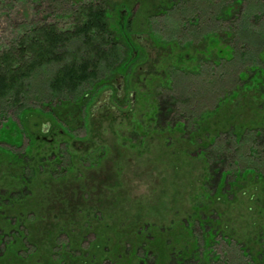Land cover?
<instances>
[{
	"label": "trees",
	"instance_id": "obj_1",
	"mask_svg": "<svg viewBox=\"0 0 264 264\" xmlns=\"http://www.w3.org/2000/svg\"><path fill=\"white\" fill-rule=\"evenodd\" d=\"M67 1L71 6L66 11L70 20L64 25L47 20L31 22L14 40L0 46V110L4 114L13 109L15 115L23 116L28 111L25 104L30 97L40 96L45 99L40 102L43 106L56 101L48 112L53 122L64 125L59 133L70 134L73 109L80 108L95 93H101L105 82L120 70L129 53L122 27L128 34L142 32L145 26H139L141 22L133 26V21L137 23V19H141L148 26L145 34L151 36L156 32L151 21L165 16L166 25L161 36H157L160 43L151 36L155 51L151 54L146 46L141 49V58L150 63L147 69H155L162 59L163 49H168L167 44L171 46L186 37L192 42L199 36L206 39L211 47L207 55L198 54L195 63L187 66L184 64L186 55L176 53L167 59L159 73L168 85L202 75L205 78L203 89L213 94L214 103L210 112L199 113L192 111L193 103H184L181 109L186 118L182 120V116H173L175 100L170 98L163 104L157 103L154 117L144 125L148 130H156L165 143L158 145L161 153L174 154L169 138L177 132H184L192 146L193 140L196 147L202 143L216 144L220 130L207 140L201 137L203 131L212 132L213 123H207L210 113H223L226 131L238 134V138L247 130H253L258 137L264 133V110H258L264 109V45L260 50L253 44H241L239 39V24L248 32L250 22H259L260 13L264 15V0H256L255 12L251 13V10L245 11L244 1L248 0H232L231 3L227 0ZM119 5L122 7L116 19ZM133 5H139L138 9L132 10ZM126 12L131 15L125 23ZM232 17L239 22L232 21ZM223 19L228 21L227 26L220 24ZM210 23L213 25L209 27ZM261 34L264 36L263 32ZM220 38L227 41L223 48L219 45ZM154 53L155 58H151ZM131 54L135 56L136 52ZM221 64L228 70L229 78L226 87L220 84L216 90L220 75L216 68ZM42 77H45L43 86L36 88L35 82ZM187 88L185 86L182 93L185 94ZM104 91L111 94L112 90ZM4 118L0 133L14 122L10 116ZM139 127L142 125H133V129ZM4 141L0 138V143ZM51 141L53 139L47 143L51 145ZM190 145L177 150L186 153ZM200 151L196 153L204 160L206 152ZM226 151L224 153L220 145L212 146L207 172L208 164L217 166V162H223ZM64 152L70 154L67 149ZM87 154L91 155L88 151ZM40 156L27 151L16 156L0 149V264H211L209 242L213 240L215 228L211 225L206 229L205 218L209 216L205 215L204 220L194 217L201 226L200 234L190 232L191 225L177 223V216L203 214L214 208L206 204L196 209L182 205L178 208L172 196L169 206L159 208L152 193L160 184V175L182 170L181 162L171 159L165 162L159 154L146 157L144 161L135 156L132 163L125 166L108 163L112 158L108 153L104 161L88 165L81 159L66 162L60 152L42 155L41 161ZM86 165L90 167L85 169ZM234 165L233 173L240 178L257 171L250 164L234 162ZM97 168H102L103 173L87 172ZM123 168L122 176L131 169L139 172L138 181L148 185L146 194H136L129 180L124 182L122 176H115ZM217 170L213 169L214 173ZM230 173L218 170L220 187ZM114 186L120 188L112 192ZM200 195L206 198L205 194ZM82 243H86V249L81 248ZM262 243L264 246L263 235ZM200 245L206 247L201 249ZM247 252H244L248 259L246 264H264V259L259 261L257 255L255 259L254 254ZM258 255L264 256L263 247Z\"/></svg>",
	"mask_w": 264,
	"mask_h": 264
},
{
	"label": "rangeland",
	"instance_id": "obj_2",
	"mask_svg": "<svg viewBox=\"0 0 264 264\" xmlns=\"http://www.w3.org/2000/svg\"><path fill=\"white\" fill-rule=\"evenodd\" d=\"M67 2V0H0V46L14 40L23 32L22 28L30 25L31 22L47 20V22H57L59 26L64 25V22L70 20L66 11L71 6ZM227 2L231 3L232 0H227ZM255 2L256 0L244 1L245 11L251 10L250 13L255 12V7L257 6ZM138 6L133 5L132 10L138 9ZM121 7L120 5L118 6L116 19L117 13L121 11ZM130 15L126 12L123 16L125 23L128 21ZM260 15L259 22H250L248 32L245 30L246 28L241 26V23L239 24V39L241 44H253L261 50V46L264 45V36L261 34V32L264 33V15L261 13ZM165 19V16H159L151 21L150 24L156 30L151 35L152 40H158L157 36H161V30L166 25ZM137 20L139 22L133 21V26H138L141 22L142 24L139 26H145L144 31H147V24L141 19ZM232 21L239 22L235 17H232ZM227 23L228 21L224 19L220 21V24H223V26H227ZM210 25L213 24L210 23L209 27ZM204 30L201 32L202 37L206 33ZM144 31H135L128 34L122 27V32L130 47L129 53L120 70L115 72L105 82L104 89L101 90L102 92L95 93L94 96L83 102L80 108L75 107L73 109L75 114L72 115L73 119L69 124L70 134L59 133L64 125L62 123H60L61 125L58 124V121L53 122L48 112L51 106L55 105L56 101L43 106L40 102L45 99L40 96L37 98L31 96L29 101H27V105L25 104L28 111L23 116L18 117L15 115L16 113L13 109L8 110L6 114L0 110V128L6 120L4 116L6 118L10 116L14 121L13 123H9L8 129L1 131L0 138L5 141L0 143V149L15 153L16 156L24 151L29 152L30 155L39 154V156L58 154L60 152L66 162H75L81 159L87 165L91 162L100 163L104 161L106 153L112 157L108 163H119V166H125L127 163L131 164V159L135 156L140 161H144L146 157H154L156 154H159L163 161L165 159V162L167 159H171L173 162H181L182 170L160 175V184L152 191L153 194L155 193V199L159 203L157 207L165 208L169 206L171 196L176 200L178 208H180V205L185 208L195 209L203 204L211 205L209 207H213L214 210H205V214L198 213L192 216L186 214L183 217V214H180L177 216L179 217L177 223L191 225L193 228L190 232L197 234L202 233V229L194 221V217L202 219L205 218V215L209 216L208 219L205 218V221L208 222L206 229H209L211 225L215 228L213 240L209 242L211 264H246L248 259L245 257L244 252L247 251L252 256L254 254L253 257L255 259L257 255L258 260L262 261L264 256L260 258L258 251L262 250V247L264 250V246L262 245V235L264 236V133L258 137L253 130H247L245 134L242 133L238 138V134L226 131L228 127L224 123L225 116L223 113H210L207 123H213L212 132L203 131L201 137L207 140L213 132L217 134L220 130L215 143L223 147L224 153L225 149L227 150L225 154L226 158H224L222 163L217 162V166L215 163L208 164L207 168L209 172H207L206 164L208 160H211L212 146H216V144L209 143L207 145V143H202L196 147V143L193 140L194 146H192L184 132L173 133L172 137L169 138L174 154L172 156H170V153L162 154L159 148L165 145V143L156 130H148V127L144 125L145 121L147 122L150 118L154 117L155 110H158L156 108L157 103L163 104L165 100H169L170 98L175 100L173 116H182L180 117L182 120V118H186V115L183 117L181 109L184 103H193L192 111L194 112L199 113L204 110L210 112V109L213 108V106L211 108L210 106L214 103V97L213 94L203 89L205 85L203 84V80L205 78L202 75L201 77L185 79V82L183 81L184 85H180L183 82L178 80H176L175 85L171 83V85H168L165 82V77L161 76L159 70L164 68L167 59L173 58L176 53L180 52V55L185 54L184 64L189 66L191 63H195L194 59H196L198 54H200L199 56H203V54L207 55L206 52L211 50V47L207 45L206 39H200V36L195 42L190 41V37L177 40L178 43L175 42L171 46L166 45L169 50L163 49L162 59L158 65H155V69L151 67L148 70L147 68L150 63L141 58V49L143 46H146L147 51H152L150 52L152 54L155 48L150 34L146 35ZM225 40L224 38L220 40L219 45L222 48L227 45V41ZM156 42L160 43L159 40ZM132 51L136 52L135 56L131 54ZM155 53L151 58H155ZM216 71L220 72V75L217 77L219 82L215 84V89L217 90L220 84L224 87L227 86L226 81L229 76L228 70L223 64H221V67L216 68ZM119 74L122 75V78ZM44 79L45 77H42L35 82L36 88L43 86ZM209 79L207 78V80ZM119 84L120 88L118 87ZM185 86L189 88H187L184 94L182 91ZM105 89L112 90L111 94H107L104 91ZM131 92L135 94L132 105L130 104ZM155 93L159 95L155 97ZM70 103L73 102L70 101ZM258 110L262 112L264 109L259 108ZM230 113L238 116L237 113ZM242 115L246 114L243 113ZM47 124L48 131L43 133L42 128H47ZM135 124L142 125V127L133 129V125ZM43 139L45 141H42ZM50 139H53L51 145L47 143ZM140 145L143 147H138ZM184 145H190L186 148L187 152H178L177 149H182L180 147ZM66 149L70 154L64 152ZM200 149L206 152L204 160L196 153ZM53 151L54 153H52ZM87 151L91 155L87 154ZM139 152L141 153L139 154ZM41 156L38 158L39 161H41ZM234 162H239V164L245 166H249L248 164L255 166L257 168L255 173H261L260 175H254L255 173H253V175L249 174L240 178L233 173L236 169ZM88 167L90 165L85 169ZM213 169H218L220 172H231L230 175L226 176L225 180H222L224 181L223 187H220L221 181H219L220 175L218 174V170L214 173ZM97 170L103 173L102 168L88 169L87 172L96 174ZM124 171V168L123 170L121 169L120 173L115 174V176H122ZM139 176V172L131 169L122 178L124 182L129 180L136 194H146L148 185L144 182H139L138 179L141 178ZM119 188L118 186H114L112 192L117 191ZM129 188L127 186V189ZM164 190L166 191L165 194H163ZM129 193H131L130 189ZM202 193L206 195V198L200 195ZM189 238L191 241L192 237ZM86 247V243H82L81 248L86 249ZM205 247V245H202L201 249ZM52 261L54 262L53 259Z\"/></svg>",
	"mask_w": 264,
	"mask_h": 264
},
{
	"label": "water",
	"instance_id": "obj_3",
	"mask_svg": "<svg viewBox=\"0 0 264 264\" xmlns=\"http://www.w3.org/2000/svg\"><path fill=\"white\" fill-rule=\"evenodd\" d=\"M118 87L120 88V84H119ZM118 87H117V88H118ZM119 88H118V89H119ZM134 96H135L134 92H131V94H130V98H131V102H130V103H131V104L134 103ZM47 130H48V124H47V128H44V129L42 128V131H43L44 133L47 132Z\"/></svg>",
	"mask_w": 264,
	"mask_h": 264
}]
</instances>
